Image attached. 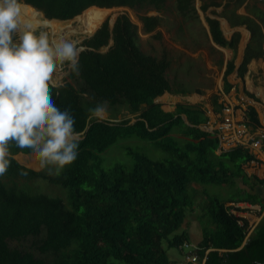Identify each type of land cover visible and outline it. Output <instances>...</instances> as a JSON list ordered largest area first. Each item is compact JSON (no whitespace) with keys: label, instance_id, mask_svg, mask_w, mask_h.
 I'll list each match as a JSON object with an SVG mask.
<instances>
[{"label":"trees","instance_id":"1","mask_svg":"<svg viewBox=\"0 0 264 264\" xmlns=\"http://www.w3.org/2000/svg\"><path fill=\"white\" fill-rule=\"evenodd\" d=\"M244 1L237 0V5ZM19 2L47 19L62 21L91 6L156 10L164 6V0ZM193 3L176 0L175 7L183 17L191 14L194 18ZM257 3L264 7V0H252L246 12L264 25V9ZM231 14L236 24H245L251 32L243 71L250 59L262 55L263 36L254 20L235 15L234 10ZM142 22L146 33L158 25L156 17H144ZM207 22L214 42L225 46L219 23ZM110 38L112 45L100 52ZM138 39L137 27L125 15L116 19L111 33L104 22L81 43L86 49L79 55V75L69 74L63 87L53 89L56 105L71 112L82 133L72 165L59 176L48 175L46 170L36 172L13 158L18 153L31 154L30 150L10 148L11 166L0 176V264H175L168 251L188 248L203 264L264 263V218L241 247L247 223L240 226L227 206L229 202H263L251 191L254 183L242 169L251 159L248 149L239 146L217 154L216 135L199 129L205 121L199 108L178 104L173 113H167L154 103L166 92L177 93L166 76L170 62L142 52ZM231 70L230 64L225 75ZM97 105L108 113L106 120L91 111ZM247 117L256 122L251 112ZM128 140L145 143L147 153L130 148L126 153L129 166L105 168L103 154ZM150 150L162 157L155 159ZM236 180L250 191L240 188ZM43 185L61 187L66 195L62 198L35 189ZM209 186L223 188L226 194L222 191L220 196ZM188 215H195L201 228L195 227L196 233L201 232L195 246L183 227ZM29 238L31 242L25 244ZM14 242L18 246H12Z\"/></svg>","mask_w":264,"mask_h":264},{"label":"crops","instance_id":"2","mask_svg":"<svg viewBox=\"0 0 264 264\" xmlns=\"http://www.w3.org/2000/svg\"><path fill=\"white\" fill-rule=\"evenodd\" d=\"M251 1L245 0L242 5H237V0H194L193 5L197 17L193 18L191 14L183 17L176 10V0H164V6L158 10L147 8V13L139 17L138 23H134L126 16L137 27L138 38L143 34V38L162 39L166 45V48L161 47L158 50L149 47L151 52L148 54L156 58L166 57L170 62L166 76L171 83L172 90L177 93L166 92L156 98L158 100L156 103L161 105L164 112L173 113L178 104L199 108L205 117V121L199 126V129L216 135L218 140L217 154L239 147L224 148L219 143L216 131L222 119L221 109L224 103L233 107L235 123L242 122L245 124L247 140L242 146L248 149L251 159L242 165V169L249 182L254 183L251 191L257 194L263 202L255 205L246 202H229L241 204L238 205L240 209L235 216L239 218L238 224L240 226H243L245 222L247 223L241 247L264 218V25L256 17L246 12V6L249 5L252 8ZM212 2L217 3V6L211 5ZM168 4H172L174 7L172 18L164 13ZM202 7L204 10L201 9ZM257 7L264 9L261 3H257ZM233 10L235 15L247 16L254 20L260 26L263 36L262 55L250 59L243 71L240 69L244 63L251 32L245 24L238 25L235 23L236 20L231 14ZM144 17H156L158 19V25L150 33L144 32L142 22ZM207 19L219 23L221 35L227 43L225 46L214 42ZM165 22H168L169 25H165ZM168 41H170L169 44H167ZM143 42L145 47H148L144 39ZM141 51L143 52L142 49ZM230 64L232 70L225 75ZM66 80L67 76L64 78L63 84ZM250 112L253 114L255 123L248 120L247 116ZM105 113L107 114L105 119L101 116H95L100 120H106L108 113ZM182 118L189 125L184 115ZM251 139L252 142L249 144ZM256 143L258 144L256 145ZM17 155L27 157L29 154L18 153ZM30 155H32L30 159L27 158V161H22L20 164H24L23 166L26 168L29 165L32 166V169H29L33 171H41L38 159L33 153ZM236 183L244 191H250V188L243 185L241 180H236ZM219 189L224 191L223 188ZM248 233L250 235L247 238ZM189 234L195 240L191 245L195 246V243L201 240V232L196 233L195 231L194 233L189 232Z\"/></svg>","mask_w":264,"mask_h":264},{"label":"clouds","instance_id":"3","mask_svg":"<svg viewBox=\"0 0 264 264\" xmlns=\"http://www.w3.org/2000/svg\"><path fill=\"white\" fill-rule=\"evenodd\" d=\"M23 7L19 0H0V176L11 166L13 146L30 150L40 170L59 176L77 159L82 133L71 112L56 105L53 89L69 74L79 75L84 46L34 34ZM91 111L100 116L104 109Z\"/></svg>","mask_w":264,"mask_h":264},{"label":"rangeland","instance_id":"4","mask_svg":"<svg viewBox=\"0 0 264 264\" xmlns=\"http://www.w3.org/2000/svg\"><path fill=\"white\" fill-rule=\"evenodd\" d=\"M22 10L24 12H27V13H30V12L35 13V12L31 11V10H28V9L24 8V7H23ZM147 10L146 9H129V8H126V7H119V8L115 7V8H111V10H107V11H103V10L93 11L92 15L97 13V14H100V15L104 16L105 19H104L103 23L107 22L108 24H109V22L111 20H115V19H117L118 17H120L122 15L127 16L134 23H138L139 22V17L145 15L147 13ZM148 13H149V11H148ZM164 13H165L166 16L172 18L173 17V13H174L173 5L172 4H168L166 6V9H165ZM28 16L30 17V19L40 18L41 20L45 21V18L41 15V13H40V15L38 13H35V14H29ZM76 19L77 18H73V19L66 20V21H59L60 25H59L58 29L55 32H52L50 28H46V27H42V26H38V27H36L35 30H32V31L36 35H39L41 32H46L49 35V38L51 40H59L61 37H64L66 39H73V40H76V41L80 42L82 37L84 36V33L80 31V24H79V22ZM46 22H50V21H46ZM114 24H115V22H114ZM165 25L168 26L169 25L168 22H165ZM72 30H73V32H72ZM143 36L144 35L142 34V36L139 38L140 40L138 39V44L141 47V49L143 50V52L149 54L151 52L149 47H152V49H156V50H158L161 47H165L166 48V45L163 43L162 39H160V40H157L156 38L148 39L146 37L143 38ZM143 39H144L146 45H148V47H145V45L143 44L144 43ZM81 42H80V44H81ZM169 42L170 41H168L167 44H169ZM106 48L107 47H104L100 51L101 52H105V51L108 50V49L106 50ZM105 112L103 111V113L100 115L101 117H103V119H105L106 116H107V114ZM145 146H146L145 143L141 144V143L137 142V140H128V141L118 142L117 146H112L111 148H108V150L103 154V157H104L103 166L105 168H110V167H112V166H114L116 164H123V165L129 166L130 159L126 155L127 151L130 150V148L131 149H136L137 148V149H143L147 153V148H145ZM147 146L149 147V145H147ZM150 154L155 159H157V158L159 159V158L162 157V153L160 154V156L157 155V154L153 155V150H150ZM25 155H28V154H25ZM31 157H32V155H30V154L27 157L21 156V155H17V156L15 155V157L13 156V158L19 164L20 163L22 164V161H27V158L30 159ZM28 168L32 169V166L29 165ZM192 186H196V188L200 189V187L198 185L193 184ZM35 189L40 190V192H43L45 194H49V195H52V196H59V197L61 196L62 198H63V194L66 195V190L62 189L61 187H58V186L43 185L41 189H40V187H35ZM211 189H213L215 191V193L220 195V196L223 194V192L220 191L219 188L211 187L209 190H211ZM224 193L226 194V191H224ZM183 227H186L190 233H194L195 232L194 231L195 227H198L199 229H201L199 223H197V220H195V215H188V219L185 222V224L183 225ZM31 240L32 239L29 238L26 241H24V243L28 244V243L31 242ZM11 245L12 246H18V243L14 242V243H11ZM189 252H190V249H185L183 252H178L176 249H171V250L168 251V256L174 258V259H172V262L175 263V264H185L184 257ZM116 264H122V263L117 262Z\"/></svg>","mask_w":264,"mask_h":264},{"label":"built area","instance_id":"5","mask_svg":"<svg viewBox=\"0 0 264 264\" xmlns=\"http://www.w3.org/2000/svg\"><path fill=\"white\" fill-rule=\"evenodd\" d=\"M222 119L219 123V126L217 128V137L219 139V143L224 148H235L238 146H242L246 143V136L247 131L245 124L235 123L233 119V107L228 104L224 103L222 109ZM258 143H256L257 145ZM238 203H228L227 206L231 207L230 212L234 215H236V212H238ZM250 234L248 233L247 238ZM188 245L185 244L184 248H187ZM185 261L187 264H203V260L201 262H198V259L196 255L193 252H189L185 256Z\"/></svg>","mask_w":264,"mask_h":264},{"label":"bare ground","instance_id":"6","mask_svg":"<svg viewBox=\"0 0 264 264\" xmlns=\"http://www.w3.org/2000/svg\"><path fill=\"white\" fill-rule=\"evenodd\" d=\"M27 7V6H26ZM29 8V7H27ZM31 11L35 12L33 9L29 8ZM90 10H96V11H100V9H96V8H90L88 9L87 11L83 12L81 15L87 13L88 11ZM111 10V9H110ZM23 11V10H22ZM103 11H107V10H103ZM24 12V11H23ZM22 12V16H23V19L31 25V30H35L36 27L38 26H42V27H46V28H50L52 32H55L60 23L59 21H56V20H41L40 18H37V19H30V17L28 16L29 14L27 12ZM27 13V14H26ZM37 13V12H35ZM40 15V13H38ZM79 15V16H81ZM92 14L86 16V17H77V21L79 22L80 24V31L83 32V33H86V34H91V32L93 30H95L100 24L103 23L105 17L100 15V14ZM46 21H50V22H46ZM112 21L111 20L109 23L112 24ZM70 22V21H69ZM71 23V22H70ZM71 26V25H70ZM64 28V27H63ZM68 30V29H67ZM76 31V30H75ZM73 32V30H72ZM80 32V33H81ZM53 34V33H52ZM69 34V33H68ZM66 37V36H65Z\"/></svg>","mask_w":264,"mask_h":264},{"label":"water","instance_id":"7","mask_svg":"<svg viewBox=\"0 0 264 264\" xmlns=\"http://www.w3.org/2000/svg\"><path fill=\"white\" fill-rule=\"evenodd\" d=\"M23 5H26V4H24V3H22ZM27 7H29V8H31V9H33L35 12H37V13H39V11H37L34 7H32V6H30V5H26ZM90 8H96V9H100V10H110L111 8H99V7H96V6H91V7H89V8H87V9H85L83 12H85L86 10H88V9H90ZM82 12V13H83ZM41 13V12H40ZM81 13V14H82ZM81 14H79V15H81ZM41 15L45 18V16H44V14L43 13H41ZM79 15H77V16H75L74 18H77ZM45 20H56V21H60V20H57V19H47V18H45ZM66 21V20H65ZM114 21L115 20H113L112 21V24H108V30H109V32L111 33V31H112V29H113V25H114ZM100 26H101V24L95 29V30H93L92 32H91V34L89 33V34H86V33H84V36L82 37V39H81V41H83V40H85V39H88V38H90L99 28H100ZM80 41V42H81ZM112 39L110 38L109 39V41H108V45L106 46L107 48H106V50L112 45ZM86 48L85 47H82V50L81 51H83V50H85ZM158 100H154V103H156ZM133 122V121H132ZM252 142V139L248 142L249 144ZM256 264H264V263H256Z\"/></svg>","mask_w":264,"mask_h":264}]
</instances>
